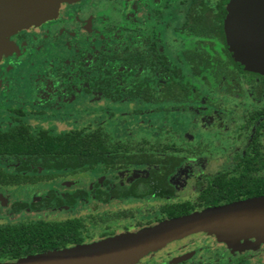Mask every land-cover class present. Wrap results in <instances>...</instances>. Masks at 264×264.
<instances>
[{"label": "flooded vegetation", "instance_id": "flooded-vegetation-1", "mask_svg": "<svg viewBox=\"0 0 264 264\" xmlns=\"http://www.w3.org/2000/svg\"><path fill=\"white\" fill-rule=\"evenodd\" d=\"M193 1L189 0L185 11L181 18L179 17L180 20H178V16L173 15L176 0H138L141 6L139 10L135 9L132 0H107L93 12H87L84 7H81L79 5L80 0H61L53 6L41 10L48 14L47 17L42 16L41 18L43 19L36 21V23L31 21V23L23 25L18 31L9 36V43H16L18 49L13 51V54L10 56L3 57L0 61V106H11L12 112L21 117L14 118L10 126L5 130H0V133H6L21 127L27 130L28 134L33 137H37L40 132H45L50 136H61L72 132H79L82 135L99 133L107 139L109 147L113 146L114 151H117L113 156H118L108 165L98 164L94 167H76L74 169L62 170L49 169L39 164L34 165L28 161V157L21 158L23 161H20L16 157L0 156V162L9 163L12 165L11 169L13 170V173H8L0 167L1 172L7 176L4 180L5 182L0 184V187L36 185L42 182L53 183L60 176L68 177L86 173L97 176L100 174L97 172L99 169L102 170V173H106V175L98 176L95 182L90 184L88 191L83 189H76L75 191L66 189L65 187H69V185L78 186L82 183L80 181H64L63 184L61 183L64 187L63 191L59 194L50 190L47 196L29 205L27 203H13L11 210L14 214L20 211L28 212L29 210L38 212L42 208L50 206L68 209L74 207L78 201H86L91 197L104 204H108L111 201L128 200L139 202L153 200L164 202L158 208L160 216L156 222L158 225L172 220L167 217L168 213L164 210L171 206L188 203L190 205L188 214L179 216L184 217L207 209L264 197V195L249 196V194L256 190V186H253L254 183H251L252 179L250 178H264V169L259 171L253 170L258 167L256 155L261 159L264 158L259 141L264 128L255 131L257 122L254 119L253 112L263 111L264 106L253 108L244 117V122L240 126V129L247 134L246 143L243 151L234 157L235 164L233 168L203 177L199 184L200 189L197 191L198 194L193 202L189 199L178 201V198L180 197V193L187 187L188 179L194 175L196 170H202L204 162L201 159L181 157L179 153L182 150L172 143L161 147L160 145L154 146L144 139L137 142L112 140L100 128L92 131L70 130L60 134L40 129L36 133H33L29 125L22 120L28 117L26 115L27 111L23 108H55L66 104H75L82 98L102 99L112 105L135 103L154 108L170 106L177 114L182 116L196 115V113H199L200 107L198 108V106L204 107L207 110L214 108L211 113H217L218 105L210 96L204 94V89L235 99L247 95L254 105L259 106L264 101L263 85H260L257 89H252V87L246 85L242 75H239L238 83L231 80L227 83V88H224L223 76L218 77V79L220 78L218 80L215 77L210 79L206 76L204 79L194 75L185 54L192 51L195 44L201 42L202 39L187 35L182 30L186 22L191 24L189 15L194 5ZM113 14L116 17H113ZM172 17H175L174 20L177 19V23L172 28V34L175 38L187 42L176 55H171L167 51L166 43L162 38L163 32L169 28V19ZM151 43L155 44L158 56L164 55L166 57L165 62L167 65L170 67L176 65L178 68L176 72L183 75V81L186 85L187 83L190 85L188 86L189 91L182 94L179 91L168 94L164 91V84L167 79L165 76H163V79L158 78L152 83L153 95L150 98L148 97V100L128 96H121L118 100H115L114 98L117 95L112 93L111 87L105 93L96 91V78L105 73L103 72V68L106 63L98 61L102 54L123 48H133L135 45L144 50ZM27 44L28 48H26ZM30 45L32 47H29ZM153 58V73L159 75L162 72L161 74H163L159 59L155 60L154 56ZM143 72L144 68L139 67L138 75L140 76ZM244 73L252 74L248 72ZM143 87L144 83H142ZM123 90L126 92V88ZM181 95H185V98H181ZM193 111L196 113H193ZM211 116L212 114L202 120V123L207 127L221 129L222 127H216L211 123ZM124 149L128 153H125ZM130 155L134 156L139 162L136 164L126 163L125 159ZM108 156L113 157L112 154ZM172 159H178L179 161L172 162ZM244 171H249L250 178L243 176ZM108 172L111 173L107 174ZM221 179L226 180V182L241 179L243 180L242 183H246L244 185H247L243 191L247 192L243 193L238 200L231 203L220 202L215 206L206 205L201 200L202 193L213 188L214 184L220 182ZM146 186H149L153 192L147 195L144 194ZM0 205L6 206V202L2 201L1 198ZM68 220H78L82 224L79 230L81 243L67 245L61 250L72 247H77L78 250L72 253L71 249H67L63 254L65 257L66 255L71 257L72 254L89 256L90 248L83 246L85 244L83 236L84 224L81 219L70 218L63 221L44 222L60 223ZM157 225L147 224L145 227ZM135 235L133 233L131 237H125L117 242V244L121 245V251L125 253L136 247L135 243L139 238L138 235ZM113 237L116 236L114 234H107L103 238L109 239ZM146 238H148L147 234L145 235ZM103 244H106L102 246V250L104 251L105 247L110 244ZM215 245L220 247L214 248V258H207L203 264H257L259 259L256 256L259 250L264 249V244L262 245L263 247H254V249L243 252L240 248L232 251L224 243L215 242ZM207 249L209 248L205 250L208 251ZM43 254L34 256H48V254ZM195 256L196 253L182 254L174 259V264H199L193 262ZM27 259L28 257L11 261L2 260L0 262H14L13 264H15ZM258 264H264V262Z\"/></svg>", "mask_w": 264, "mask_h": 264}, {"label": "rangeland", "instance_id": "rangeland-1", "mask_svg": "<svg viewBox=\"0 0 264 264\" xmlns=\"http://www.w3.org/2000/svg\"><path fill=\"white\" fill-rule=\"evenodd\" d=\"M106 1L80 0L79 5L84 7L87 12H93ZM188 2L189 0H176L173 15L178 16V20L185 11ZM132 3L136 10L141 9L138 0H132ZM47 15L43 11L36 12L26 18H18L10 25L1 28L0 61L3 57L10 56L13 51L18 49L16 43H9V36L18 31L23 25H28L31 21L36 23V21L43 19L42 16L47 17ZM113 17L116 16L113 14ZM174 18L169 19V28L162 35L167 51L171 55H176L187 43L175 38L172 34V28L177 23V19L174 20ZM29 47H32V45ZM26 48H28V44ZM203 92L218 105V114L211 113L214 108L207 110L198 106V108L200 107L199 113L193 111L196 115L182 116L177 114L170 106L154 108L135 103L112 105L102 99L82 98L75 104H66L55 108H23L27 111L26 115L28 117L22 120L29 125L33 133L40 129L60 134L70 130L92 131L100 128L112 140L137 142L144 139L154 146L160 145L161 147L172 143L182 150L179 153L181 157L201 159L204 162L202 170L194 172V175L188 179L187 187L180 193L178 198V201L189 199L193 202L198 194L199 184L203 177L233 168L235 164L234 157L243 151L246 143L247 134L240 129L244 117L253 108L264 106V101L259 106L254 105L247 95L235 99L207 89H204ZM210 114H212L211 123L216 127H222L221 129L207 127L202 123V120ZM20 117L12 112L11 106H0V130L7 129L14 118ZM259 141L261 151L264 153V132L261 133ZM0 167L8 173H13L12 165L9 163L0 162ZM97 172L100 173L97 176L87 173L68 177L60 176L53 183L42 182L36 185L0 187V198L6 202V206L0 205V226L17 225L38 220L63 221L70 218H79L84 224L85 244L83 246L91 247L104 241L106 238L103 237L107 234H114L115 236L130 233L137 234L146 229L147 224L157 225L156 222L160 218L158 208L164 202L153 200L139 202L111 201L104 204L91 197L86 201H78L74 207L68 209L50 206L42 208L38 212L29 210L28 212L20 211L17 214H14L11 210L13 203H27L29 205L47 196L50 190L55 191L57 194L61 193L64 188L61 183L63 184L64 181H80L82 183L78 186L69 185V187H65L66 189L88 191L90 184H93L98 176L106 175V173H102L101 169ZM229 223L228 221L220 227L205 229L192 236L188 235L189 237L185 236L171 240L158 248L143 251L138 255L125 256L105 263L94 261L82 264H174V259L185 253H196L193 262L203 264L207 258H214V248L220 247L215 245V242L224 243L232 251L240 248L243 252L254 249V247H263L264 234L262 232L256 235L246 234L245 237H239L235 240L230 239L228 237L230 235ZM206 248H209L208 251L205 250ZM63 253H52L48 256L53 259L52 263L61 264L60 258H65ZM48 256L43 257L48 260ZM256 258L259 259L257 264L264 262V249L259 250ZM78 259H81V262L86 260V258ZM13 263L0 262V264Z\"/></svg>", "mask_w": 264, "mask_h": 264}, {"label": "trees", "instance_id": "trees-1", "mask_svg": "<svg viewBox=\"0 0 264 264\" xmlns=\"http://www.w3.org/2000/svg\"><path fill=\"white\" fill-rule=\"evenodd\" d=\"M192 12L189 15L191 24L186 22L182 27L183 32L197 38L192 51L187 52L189 65L195 76L212 79L224 77L223 85L227 88L228 82L233 80L238 83L239 75H242L247 86L257 89L264 86V78L253 74H247L234 62L232 55L227 51L223 34V18L226 15L225 5L228 0H194ZM213 2V3H212ZM159 59L163 74L153 73L154 58ZM164 55L158 56L155 44L151 43L144 50L135 45L133 48H123L102 54L98 59L105 62L103 74L96 78L98 92L105 93L111 87L115 93V100L121 96L145 98L148 100L153 95V86L158 78L165 80L164 91L171 94L179 91L181 94L189 91L190 86L184 83L183 75L176 72V65L170 67L165 62ZM143 61V62H142ZM143 67L144 72L139 76L138 68ZM258 79V80H257ZM220 80V78L218 79ZM142 83L144 87L142 88ZM226 84V85H225ZM126 88V92L123 90ZM195 89V87H193ZM188 96V95H187ZM149 97V98H148ZM148 98V99H147ZM179 98V97H176ZM185 98V95H181ZM257 126L255 131L264 128V110L253 112ZM114 147H109L107 139L99 133L82 135L72 132L61 136H50L40 132L37 137L28 134L23 127L0 133V156L21 158L28 157L31 163L46 166L56 170L94 167L98 164L108 165L117 155L113 154ZM125 153H128L124 149ZM112 154L113 157L108 156ZM125 162L136 164L139 161L134 156H127ZM179 160H173L172 162ZM257 168L254 171L264 169V158L256 155ZM252 170V169H251ZM250 170V171H251ZM248 172V175H247ZM244 171L243 176L250 178L249 171ZM0 170V184L6 179ZM256 190L249 196L264 195V178H250ZM241 179L226 182L221 179L214 187L202 193V201L208 206L218 205L220 202L231 203L247 192L243 191L247 185ZM144 190L143 188H141ZM164 189V188H163ZM162 189V190H163ZM243 191V192H242ZM143 192V191H141ZM153 191L146 186L144 194ZM169 219L188 214V203L175 205L164 209ZM82 224L78 220L65 222H28L14 226L0 227V261L18 260L32 257L37 254L59 251L69 244H80V228Z\"/></svg>", "mask_w": 264, "mask_h": 264}, {"label": "water", "instance_id": "water-1", "mask_svg": "<svg viewBox=\"0 0 264 264\" xmlns=\"http://www.w3.org/2000/svg\"><path fill=\"white\" fill-rule=\"evenodd\" d=\"M59 1L61 0H0V29L18 18H26ZM225 10L223 30L226 47L232 58L244 72L264 77V0H228ZM228 221L230 222L228 237L232 240L243 238L246 234L256 235L260 232L264 234V197L207 209L141 230L134 234L139 238L136 240V247L125 253L121 251V245L117 242L133 234L106 239L95 246L88 247L90 248L89 256L72 254L70 260L68 261L67 258L68 262L64 264L94 261L105 263L125 256L138 255L143 251L158 248L171 240L205 229L220 227ZM146 234L148 238L145 239ZM103 243L110 244L104 251L102 246L106 244ZM77 250V247L71 249L72 253ZM66 251L67 249H64L46 254ZM35 257H28L27 260ZM78 258H86V260L81 262Z\"/></svg>", "mask_w": 264, "mask_h": 264}, {"label": "bare ground", "instance_id": "bare-ground-1", "mask_svg": "<svg viewBox=\"0 0 264 264\" xmlns=\"http://www.w3.org/2000/svg\"><path fill=\"white\" fill-rule=\"evenodd\" d=\"M63 257V256H62ZM48 258V260L47 259H45L44 257H35V258H31V259H29V260H26V261H20L18 264H42V263H46V264H55V263H52V258L50 257V256H48L47 257ZM68 258V261L70 260V258L71 257H69L68 255H66V257L65 258H60V262H61V264H64L67 260ZM62 259V260H61ZM67 261V262H68Z\"/></svg>", "mask_w": 264, "mask_h": 264}]
</instances>
